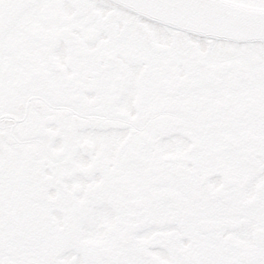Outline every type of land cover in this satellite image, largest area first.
Returning <instances> with one entry per match:
<instances>
[{
	"label": "snow or ice",
	"instance_id": "1",
	"mask_svg": "<svg viewBox=\"0 0 264 264\" xmlns=\"http://www.w3.org/2000/svg\"><path fill=\"white\" fill-rule=\"evenodd\" d=\"M0 264H264V0H0Z\"/></svg>",
	"mask_w": 264,
	"mask_h": 264
}]
</instances>
